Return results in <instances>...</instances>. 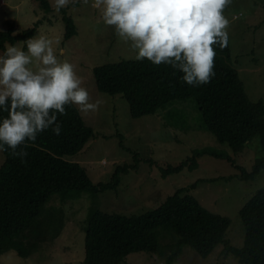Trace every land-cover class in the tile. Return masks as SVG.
<instances>
[{"label":"rangeland","instance_id":"374dc122","mask_svg":"<svg viewBox=\"0 0 264 264\" xmlns=\"http://www.w3.org/2000/svg\"><path fill=\"white\" fill-rule=\"evenodd\" d=\"M47 1L50 12L33 0H0V32L5 30V21L14 25L15 34L39 22L34 36L51 39L58 56L74 65L91 102L100 101L94 111L81 112L75 106L93 137L79 153L69 157L70 162L81 165L93 185L108 183L118 166L125 169L127 165L129 169L119 175L115 191L83 193L64 201L53 196L46 207L62 209L63 227L58 236L40 244L27 258L9 251L0 256V264H83L85 226L94 211L141 215L181 189L207 211L229 219L225 239L231 246L241 247L244 231L239 211L264 186V171L241 180L234 164L249 174L262 155L259 139L254 137L242 152H233L201 127L199 111L191 101H175L156 114L131 118L121 95L97 91L93 69L136 60L135 53L103 24L91 0L87 4L72 0L65 8L76 28V35L65 40L63 14L55 11L53 0ZM224 14L230 21L229 54L224 63L237 73L248 99L264 105V0H233ZM193 157H197L195 169L161 177L162 169L177 167ZM3 159L0 153V165ZM162 232L158 239L163 256L131 253L122 264H165L171 238ZM173 264L239 263L220 245L206 258L185 246Z\"/></svg>","mask_w":264,"mask_h":264},{"label":"trees","instance_id":"16d2710c","mask_svg":"<svg viewBox=\"0 0 264 264\" xmlns=\"http://www.w3.org/2000/svg\"><path fill=\"white\" fill-rule=\"evenodd\" d=\"M45 12H50L47 0H33ZM76 2L72 3L74 5ZM65 26L64 39L76 35L73 20L61 9ZM35 27L14 33V25L5 21L0 32V52L5 42L14 43L34 36ZM228 46L217 49L215 77L204 86L193 88L179 80L166 66H151L146 61L121 60L93 69L98 92L121 95L133 119L156 114L175 101H191L199 111L201 127L210 132L218 143L227 144L235 152H242L254 137L259 139L262 155L256 159L249 174L240 171V179H252L264 171V105L252 102L234 70L224 63ZM62 133H41L28 146V156L22 163L9 152L2 153L0 165V256L15 251L27 258L43 242L58 236L63 227L62 209L46 207L53 196L61 201L78 198L83 193L96 194L115 191L119 175L125 169L117 167L108 183L93 185L84 168L69 157L79 153L93 137L75 105L66 108ZM197 157L188 158L177 167L161 170V177L193 170ZM231 162V160H230ZM233 165V163L231 162ZM244 239L241 247L231 246L225 239L229 219L203 208L184 190L175 191L157 208L141 215H122L94 211L85 226L83 264H122L131 253L145 252L163 256L159 232L171 238L170 253L165 264H173L183 247L187 246L206 258L218 246L231 254L239 264H264V186L240 209Z\"/></svg>","mask_w":264,"mask_h":264},{"label":"clouds","instance_id":"9594fccd","mask_svg":"<svg viewBox=\"0 0 264 264\" xmlns=\"http://www.w3.org/2000/svg\"><path fill=\"white\" fill-rule=\"evenodd\" d=\"M72 0H53L55 11ZM89 3V0H82ZM233 0H91L103 24L127 43L137 61L161 65L198 88L215 77L217 49L229 43L225 9ZM237 18V17H236ZM74 65L61 59L45 35L5 42L0 52V153L28 156V146L47 131L62 133L66 108L94 111Z\"/></svg>","mask_w":264,"mask_h":264}]
</instances>
